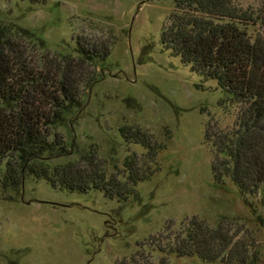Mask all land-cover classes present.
<instances>
[{
	"label": "rangeland",
	"instance_id": "1",
	"mask_svg": "<svg viewBox=\"0 0 264 264\" xmlns=\"http://www.w3.org/2000/svg\"><path fill=\"white\" fill-rule=\"evenodd\" d=\"M233 1L253 10L262 3ZM172 7V0H0V22L34 33L52 55H75L77 37L111 45L81 107L56 126L69 154L51 165L94 150L108 175L121 171L132 151L144 153L123 141V125L138 126L164 145L156 171L125 202L26 177L18 191L7 193L14 201L0 200V264H223L167 258L149 245L163 248L166 231L176 232L191 217L242 227L264 262V226L256 217L264 213L261 197L250 198L249 206L231 182H214L205 140L209 126L232 128L237 108L222 105L215 81H203L160 45Z\"/></svg>",
	"mask_w": 264,
	"mask_h": 264
},
{
	"label": "trees",
	"instance_id": "2",
	"mask_svg": "<svg viewBox=\"0 0 264 264\" xmlns=\"http://www.w3.org/2000/svg\"><path fill=\"white\" fill-rule=\"evenodd\" d=\"M172 3L160 31V45L203 81H215L223 93L222 105L237 108L232 128L209 126L205 132L213 153L214 182L229 181L247 205L258 196L264 205V0L255 10L242 9L233 0ZM110 50L107 42L77 37L75 55H52L34 33L0 22V200L14 201L8 191H18L31 176L55 189L100 190L107 199L125 202L134 186L156 171L155 158L164 145L132 125L121 126L119 135L144 153L132 151L119 172L108 175L94 150L51 165L69 154L56 126L81 107L84 90L98 80L97 67ZM256 217L264 226V213ZM231 228L224 218L210 226L191 217L176 232L166 231L161 237L163 248L159 242L149 245L167 258L264 264L254 239L242 227Z\"/></svg>",
	"mask_w": 264,
	"mask_h": 264
}]
</instances>
